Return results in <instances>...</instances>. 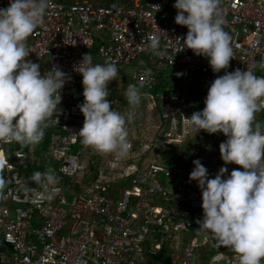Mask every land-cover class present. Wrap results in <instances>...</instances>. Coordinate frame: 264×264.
Wrapping results in <instances>:
<instances>
[{"label":"built area","instance_id":"built-area-1","mask_svg":"<svg viewBox=\"0 0 264 264\" xmlns=\"http://www.w3.org/2000/svg\"><path fill=\"white\" fill-rule=\"evenodd\" d=\"M137 60L128 85L103 84ZM258 73L264 0H0V264H264V95L206 128L190 97L211 115ZM160 75L176 84L154 93ZM146 94L158 137L100 149ZM31 124L55 129L59 163L34 182L30 154L8 157Z\"/></svg>","mask_w":264,"mask_h":264},{"label":"trees","instance_id":"trees-1","mask_svg":"<svg viewBox=\"0 0 264 264\" xmlns=\"http://www.w3.org/2000/svg\"><path fill=\"white\" fill-rule=\"evenodd\" d=\"M163 74V73H162ZM161 74V75H162ZM160 75V83L154 93L157 92H165L167 86H171L176 84V81L172 78H162ZM81 95L77 97V99L83 100L86 99V91L82 88ZM114 91L111 90L108 92V96L113 94ZM242 94V96H241ZM264 95V80L263 76L258 73L254 75L250 84L245 88H235L233 89L225 98L221 99L217 104L218 109L213 111L211 115L204 116L203 115V107L205 105L202 101H198L194 94H190V97L199 102V107L195 109L194 115V124H202L204 128L212 125H219L224 123L225 118L229 117V112L239 103L240 100L248 101L250 99L258 100L262 98ZM243 97V98H242ZM113 114L109 115V121H112ZM264 126V110H261L258 114V118L254 123H251L249 127L253 132L260 131ZM56 131L54 128L49 127L47 125L42 124H31L27 125L24 130H20L17 132L14 143L9 147L10 153H8V157L11 158L12 152L14 150H20L24 153L30 154L31 146L33 140H31V136H35L38 140L37 147L34 151V161L33 163L25 170L27 173V181L32 180L33 182L37 178V173L40 170H48L52 167L58 168L59 163L53 162L52 159L48 155L49 148L52 144V138L55 135ZM104 144L99 145L100 149H102ZM72 151L77 153L79 151V147L75 145L72 148ZM94 171V170H92ZM4 168L0 167V185H6V181L4 180Z\"/></svg>","mask_w":264,"mask_h":264},{"label":"rangeland","instance_id":"rangeland-1","mask_svg":"<svg viewBox=\"0 0 264 264\" xmlns=\"http://www.w3.org/2000/svg\"><path fill=\"white\" fill-rule=\"evenodd\" d=\"M143 64L144 63L140 60L134 61L130 66L125 67L124 70L112 72L107 77L102 74L101 80L103 84H110L111 86H115L118 90H120V87L128 85V82H130L136 75V73H138L139 68ZM190 80L191 78L184 77L183 82L185 83V85L191 87ZM130 118V115L125 110L120 111L114 117L112 136L110 137V140L108 142L104 143L105 149L107 148L110 150L112 148L113 151L120 153L122 152V147L126 140H132L135 142L139 139H156L158 137L159 133L156 129V126H158L160 123L159 113L158 107L155 104L152 96L146 94L143 97V101L140 107V114L138 115L136 121L132 122ZM31 140H33V143L30 150V160L31 162H33L35 159L34 151L37 147L38 140L34 135L31 136ZM78 147L80 150L82 149V147ZM97 150L98 147L89 146L82 152V159L84 161H88L91 159L100 161L99 155H96ZM84 177H86L85 179H87L90 178L91 175L90 173H86ZM92 180H95V177L92 178ZM118 189L122 191L124 188L118 187ZM197 229L199 230L198 226ZM248 254H250V250L246 248V250L244 251V256L246 259H248Z\"/></svg>","mask_w":264,"mask_h":264},{"label":"clouds","instance_id":"clouds-1","mask_svg":"<svg viewBox=\"0 0 264 264\" xmlns=\"http://www.w3.org/2000/svg\"><path fill=\"white\" fill-rule=\"evenodd\" d=\"M2 168H4V167H2Z\"/></svg>","mask_w":264,"mask_h":264}]
</instances>
